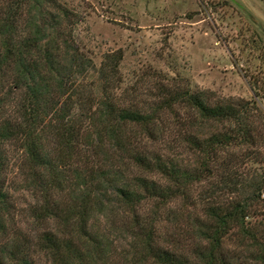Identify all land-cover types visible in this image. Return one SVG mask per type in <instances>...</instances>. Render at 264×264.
<instances>
[{
    "label": "trees",
    "instance_id": "1",
    "mask_svg": "<svg viewBox=\"0 0 264 264\" xmlns=\"http://www.w3.org/2000/svg\"><path fill=\"white\" fill-rule=\"evenodd\" d=\"M81 16L61 0H0V210L17 171L38 191L52 264H111L109 208L128 219L127 264H264L256 88L220 103L164 79L140 95L122 51L98 65L80 47Z\"/></svg>",
    "mask_w": 264,
    "mask_h": 264
},
{
    "label": "rangeland",
    "instance_id": "2",
    "mask_svg": "<svg viewBox=\"0 0 264 264\" xmlns=\"http://www.w3.org/2000/svg\"><path fill=\"white\" fill-rule=\"evenodd\" d=\"M61 1L82 14L80 47L98 65L122 51L125 86L140 89V95L155 93L169 79L220 103L251 101L254 87L264 106V0ZM216 130L206 126L200 132L208 137ZM185 161L192 165L195 157L186 153ZM8 181L7 205L0 210V258L4 264H52L39 246L45 230L35 217L38 191L17 171ZM114 210L106 211L101 226L117 225L111 264H127L128 219Z\"/></svg>",
    "mask_w": 264,
    "mask_h": 264
}]
</instances>
